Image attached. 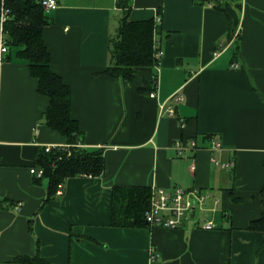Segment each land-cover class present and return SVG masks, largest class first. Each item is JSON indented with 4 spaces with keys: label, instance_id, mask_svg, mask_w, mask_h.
<instances>
[{
    "label": "crops",
    "instance_id": "1",
    "mask_svg": "<svg viewBox=\"0 0 264 264\" xmlns=\"http://www.w3.org/2000/svg\"><path fill=\"white\" fill-rule=\"evenodd\" d=\"M57 2L43 32L51 67L70 87L84 147L104 149L106 170L68 179L44 205L48 181L35 183L31 169L39 151L67 138L46 125L50 100L19 49L0 51V264H264V232L249 230L264 186V0H223L226 12L193 0H132L129 21L162 18L160 63L136 69L133 82L100 74L117 0ZM219 43L227 49L215 58ZM175 94L183 101L171 117L161 107ZM191 141L197 148L179 157L175 144ZM114 186L209 197L178 229L115 228Z\"/></svg>",
    "mask_w": 264,
    "mask_h": 264
},
{
    "label": "trees",
    "instance_id": "2",
    "mask_svg": "<svg viewBox=\"0 0 264 264\" xmlns=\"http://www.w3.org/2000/svg\"><path fill=\"white\" fill-rule=\"evenodd\" d=\"M198 5H212L226 12L223 0H193ZM120 18L115 32L109 37V64L101 75L133 82L135 70L154 68L155 35L154 19L131 22L132 0H117ZM3 12L7 15L3 33L7 45L19 49L20 59L27 61L33 78L38 80V92L49 98L45 113L46 125L67 138V146L49 153L39 151L35 164L43 169L41 178L35 176V183L48 181L44 205L57 198L59 186L70 178H99L106 170L104 149L86 148L83 132L72 116L70 87L51 67V54L43 38L44 28L49 24L48 14L41 0H0V23ZM235 54L239 48L235 47ZM151 190L147 187L114 186L112 188L111 226L115 228H143L147 226L145 214L149 207ZM261 217L249 226L251 231L264 232V186L261 191ZM32 229V228H31ZM36 258L20 257V263H32Z\"/></svg>",
    "mask_w": 264,
    "mask_h": 264
},
{
    "label": "built area",
    "instance_id": "3",
    "mask_svg": "<svg viewBox=\"0 0 264 264\" xmlns=\"http://www.w3.org/2000/svg\"><path fill=\"white\" fill-rule=\"evenodd\" d=\"M42 7L44 8L46 13H50L55 11L58 8L57 0H41ZM7 14L3 12L1 17V25L7 19ZM156 26L160 25L162 22V18L160 16H156L155 19ZM236 36H238L236 34ZM155 59L157 61V65H159L162 52L157 46V41L155 39ZM227 49L223 43H219L217 49L214 52V57L218 58L221 54ZM0 51L2 54L8 52L7 41L4 36L1 37L0 40ZM233 68H238V64H234ZM153 97L156 94L152 95ZM183 101V97L179 94L173 95L168 103L167 108L164 106L161 107V110H164L172 117L176 115V105ZM212 146L211 149L213 151H217L220 149V143L216 140L214 141L211 138ZM61 148V147H52L47 146L45 151L49 153L50 151ZM175 148L177 150L178 156L183 157L185 151L194 150L197 148V144L195 141H191L190 144L184 145L182 142H177L175 144ZM31 174L41 178L44 175V171L41 168L33 167L31 169ZM64 184L59 186L57 191V195H63ZM208 195L199 189H184L177 187L174 189L172 193H168L166 190L162 188H154L151 191V195L149 198V207L145 214L146 223L151 228H166V229H178L181 228L186 221L190 218H194L198 209H202L203 205L208 199ZM194 210V211H193ZM204 229L210 230L214 228L212 222H207L203 225ZM152 259H155V256H152Z\"/></svg>",
    "mask_w": 264,
    "mask_h": 264
},
{
    "label": "rangeland",
    "instance_id": "4",
    "mask_svg": "<svg viewBox=\"0 0 264 264\" xmlns=\"http://www.w3.org/2000/svg\"><path fill=\"white\" fill-rule=\"evenodd\" d=\"M197 213H200V209L197 210Z\"/></svg>",
    "mask_w": 264,
    "mask_h": 264
},
{
    "label": "water",
    "instance_id": "5",
    "mask_svg": "<svg viewBox=\"0 0 264 264\" xmlns=\"http://www.w3.org/2000/svg\"><path fill=\"white\" fill-rule=\"evenodd\" d=\"M194 211V210H193Z\"/></svg>",
    "mask_w": 264,
    "mask_h": 264
}]
</instances>
